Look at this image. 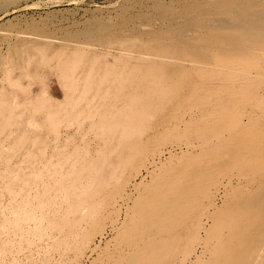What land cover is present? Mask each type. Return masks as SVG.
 Masks as SVG:
<instances>
[{"label": "bare ground", "instance_id": "bare-ground-1", "mask_svg": "<svg viewBox=\"0 0 264 264\" xmlns=\"http://www.w3.org/2000/svg\"><path fill=\"white\" fill-rule=\"evenodd\" d=\"M154 13L73 33L79 46H9L0 264H264V0ZM43 108L47 128L24 125Z\"/></svg>", "mask_w": 264, "mask_h": 264}, {"label": "rangeland", "instance_id": "rangeland-1", "mask_svg": "<svg viewBox=\"0 0 264 264\" xmlns=\"http://www.w3.org/2000/svg\"><path fill=\"white\" fill-rule=\"evenodd\" d=\"M53 1L56 2V0H0V81L3 73L10 69L8 50L11 44H21L23 49L30 47L32 40L56 47L83 45L74 40L73 33L80 34V38H83L92 27L94 32H97L101 27L96 26L99 23L104 26L114 24L126 17L129 20L130 15L134 16L138 23L146 24L148 17L156 14L154 11L159 2L168 0H61L58 3ZM29 58L27 55L22 56L21 70L33 77L38 66L31 64ZM39 75L36 78L44 89L43 97L56 105L61 104L65 91L55 71L41 64ZM24 81H28V78ZM249 82L255 83L256 80ZM3 83L6 84L4 81ZM35 86L38 84L35 83L33 87ZM10 95L13 106H16L22 94L10 91ZM49 117V109L43 108L35 120L28 119L24 125L34 124L37 125L36 129L47 128ZM62 129L64 130V127Z\"/></svg>", "mask_w": 264, "mask_h": 264}]
</instances>
